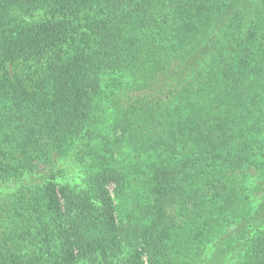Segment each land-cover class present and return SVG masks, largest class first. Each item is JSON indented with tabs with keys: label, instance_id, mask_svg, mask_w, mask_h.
<instances>
[{
	"label": "trees",
	"instance_id": "16d2710c",
	"mask_svg": "<svg viewBox=\"0 0 264 264\" xmlns=\"http://www.w3.org/2000/svg\"><path fill=\"white\" fill-rule=\"evenodd\" d=\"M0 264H264V0H0Z\"/></svg>",
	"mask_w": 264,
	"mask_h": 264
}]
</instances>
